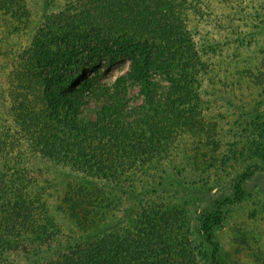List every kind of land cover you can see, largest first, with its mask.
I'll list each match as a JSON object with an SVG mask.
<instances>
[{
    "label": "trees",
    "instance_id": "16d2710c",
    "mask_svg": "<svg viewBox=\"0 0 264 264\" xmlns=\"http://www.w3.org/2000/svg\"><path fill=\"white\" fill-rule=\"evenodd\" d=\"M184 1L70 0L44 15L20 52L8 104L0 93L14 131H0V264H194L200 245L180 235L197 220L210 264H219L212 229L255 168L187 218L186 207L168 205L172 189L145 188L167 168L200 159L180 156L171 140L202 86ZM31 2L0 0V8L29 20ZM121 58L128 68L103 83L98 65ZM93 97L103 99L95 119L82 110ZM258 155L264 166V143ZM60 169L70 175L63 185L54 179Z\"/></svg>",
    "mask_w": 264,
    "mask_h": 264
},
{
    "label": "rangeland",
    "instance_id": "374dc122",
    "mask_svg": "<svg viewBox=\"0 0 264 264\" xmlns=\"http://www.w3.org/2000/svg\"><path fill=\"white\" fill-rule=\"evenodd\" d=\"M68 2L32 0L27 7L35 8L29 20L0 8V93L6 104L14 70L21 66L20 52L29 45L44 15ZM183 4L189 22H194L202 86L194 110L186 107L178 121L173 117L181 124V131L175 129L171 140L184 149L180 156L187 152L189 156L198 154L200 159H185V165L180 163L185 166L182 171L179 165L167 168L145 188L172 189L165 196L168 205L186 207L188 215L183 218H187L231 194L239 173L255 168L243 184L242 197L223 206L222 221L212 231L219 243V264H264V166L258 155L264 143V0H185ZM128 65L127 58L107 67L98 65L100 80L107 84L114 81ZM127 94L129 102L141 101L136 84ZM1 96L0 131L7 132L6 124L12 136L10 115L3 111ZM102 103L101 98H90L82 110L95 119ZM60 170L54 172V179L63 185L70 175ZM198 224V220L190 223L192 232L180 238L200 245L194 264H210L212 249L201 243L196 233Z\"/></svg>",
    "mask_w": 264,
    "mask_h": 264
}]
</instances>
